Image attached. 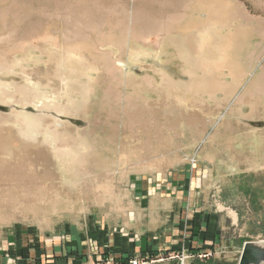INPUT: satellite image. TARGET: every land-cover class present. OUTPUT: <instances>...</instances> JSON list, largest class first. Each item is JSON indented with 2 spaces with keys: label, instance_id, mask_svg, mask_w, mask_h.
Listing matches in <instances>:
<instances>
[{
  "label": "rangeland",
  "instance_id": "374dc122",
  "mask_svg": "<svg viewBox=\"0 0 264 264\" xmlns=\"http://www.w3.org/2000/svg\"><path fill=\"white\" fill-rule=\"evenodd\" d=\"M135 11L149 20L183 13L174 27L190 36L209 15L221 22L224 13L225 22L214 27L228 38L224 40L229 43L223 48L224 57L236 63L253 59L248 78L264 65V0H0V38L12 33L9 36L17 40L15 44H33V36L46 30L63 45L73 31H83L86 26L89 30L97 19L95 28L103 19L113 23ZM77 16L82 18L79 28L73 21ZM31 23H36L33 29ZM139 25L135 24L137 30ZM95 28L89 30L93 38L72 37L69 43L91 49L90 41L98 43ZM153 37L141 40L152 42ZM108 40L107 47H117L120 41L134 50L124 63L138 79L153 70L158 81L162 71L174 79L176 71L171 75L167 68L184 75L180 55L171 47L155 49L133 38L128 30L116 29ZM0 45L10 49L12 57L23 52L6 47L7 42ZM43 67V61L26 67L31 81L47 94L40 106L24 102L15 91L16 84L23 81L21 73H4L8 79L2 81L15 88L5 90L14 93L13 97L0 94V264H237L245 241H264L262 104L250 113V103H244L237 114L231 110L238 106L236 94L216 104L210 99L205 106L196 103L188 113L163 114L152 95L147 105H119L113 102L115 92L111 89V105L102 106L101 91L95 89L86 90L82 97L74 91L81 105L77 111L65 113L52 105L70 92L54 87ZM221 69L226 71V67ZM95 75L99 77L98 71ZM246 79L240 82L238 93L247 88ZM103 81L99 77L97 86ZM108 81L111 87L117 85ZM24 115L43 123L55 120L77 132L90 122L98 149L108 150L104 157L96 150V161L87 169L102 174L105 159L108 166H119L117 178L108 172L91 184L86 181L79 191L67 192L60 182L80 180V176L57 172L54 153L22 133ZM254 131L261 136L257 156L251 141L244 137ZM91 147L94 149V144ZM260 155L262 159L254 164ZM209 159L219 164L215 172H208L205 166ZM153 224L158 226L156 230Z\"/></svg>",
  "mask_w": 264,
  "mask_h": 264
},
{
  "label": "bare ground",
  "instance_id": "6f19581e",
  "mask_svg": "<svg viewBox=\"0 0 264 264\" xmlns=\"http://www.w3.org/2000/svg\"><path fill=\"white\" fill-rule=\"evenodd\" d=\"M67 7L68 6H66V8ZM133 13H135L133 14V16L131 15L126 19L117 17L113 23L109 22V18V20L103 19L101 25L97 26L98 28H95L96 26H94L98 19L97 21L94 20L96 21L94 25L91 22L89 25L91 26L90 29L95 28L94 35L98 42L95 43L89 40L91 42V49H89L90 47L86 48L83 45L77 46L76 43H69V41L73 40L71 39L72 37L79 40H87L93 38V35H91L92 31H89L90 29L87 30L88 26H86L84 29L82 28L83 31L75 29L76 31H73V36L65 38L66 43H64L63 45L59 44L56 38L54 36H51L50 32H47L46 30L33 36V44L23 42L15 44L17 40L9 36L12 33L6 34L8 36L6 38L4 37L3 39L0 38V43L7 42L9 46L6 47L21 49L23 52L19 50V52H21V55H19L20 57H12L13 52L10 49H5L4 46L0 45V94L2 93L8 97H13L14 93H9L5 90L10 88V86H13L14 84L4 83L2 81L8 79L6 75H11L19 72L21 73V79L23 81L19 84L15 83V87L17 89H20H15V91H19V94H21V96L23 97L24 102L32 101L35 104L38 103V106L44 104V97H47V94L43 92V89L38 86V84L31 81V78L29 77L30 74H28L30 70L26 68L29 63L37 64L38 62L43 61V63H45L43 71H46L48 75H51L53 86L60 88V90H66L70 92V94L67 93L66 97H63L64 99L59 104L54 103L52 105L54 107H57L58 110L62 112L71 113L73 110L77 111V107L81 105L80 102L74 98V91H76L77 94H80V96L82 97L86 90H88L89 92L95 89L100 90V105L103 106L111 105V95L109 92L111 89H113V91L115 92V99L113 102H115V104L119 103V105L127 104V106H131L133 103L138 102L143 106L144 104L147 105L148 102H150V97L152 95L153 97L157 98L158 107L161 108L158 109L160 113H182V107L180 106V104L183 98L179 99V97L177 96V98L174 99L172 92L174 89L180 90L181 88L182 90L183 87L189 86L188 83L179 81L173 82L171 80V77L163 71L161 73L159 72L160 74L158 75H161L159 76V78L161 77V80L158 81L157 77L153 75V73H156L155 70H153L154 72L152 74L145 73L143 78L141 77L138 79L136 76H134V73H132L133 70L127 69L128 64L126 65L124 63L125 61L126 63H128V56L131 54V51L134 50L130 51V45L127 46L120 41L117 47H107L109 41L108 39L110 37H113L114 30L116 29H119L120 31H130V33H132L133 35V38H135L136 40L145 39L148 35H154L155 40H153L152 42L148 40H141L143 41L142 43L149 44L155 49L171 47L173 51H175L174 54H179V57H181V60L183 62L191 61L197 64L207 63L208 67L203 68L204 73L209 72L211 75L213 73L212 64L214 63L215 57L219 54V52L216 51L223 50V48L225 49V46L227 44L224 43V41L215 40V37H221L220 34H216V30L214 29L215 23H220L213 21V15L212 19L209 15V18L208 20L206 19L205 23L201 22L200 20L202 24L200 26H197L194 32L192 31L190 36L189 34H185L181 30L176 31L174 27V24L180 20V15L183 13L169 15L161 20H157L158 18H154L153 20V18L151 17L149 20L146 15H136V11ZM39 16L41 17V15ZM82 16H84V14ZM47 17L49 16L47 15ZM80 17L81 16L73 18V21L76 20V28H79L80 26L78 25L80 24V22H82V18ZM105 17L106 16L104 15L103 18ZM107 17H109V14L107 15ZM55 18H57V16ZM125 21L128 23H126ZM62 22L64 23V19ZM138 23L140 24V29L138 28L137 30L135 24ZM31 24L32 25H30V27L32 26L33 29V26L36 23ZM32 29L27 28V30L29 31ZM203 30L209 31L206 33ZM79 32L81 33L79 34ZM22 38L23 37H20V39ZM117 38L119 39L120 37ZM224 39L227 40V38ZM204 43H206V46L208 44V46L206 47ZM103 47H105V49H102ZM43 56H46L47 59L43 60ZM95 67L97 68V70ZM97 71L99 77L104 79V81L98 86L97 81L99 77H97V75L94 76V73H97ZM33 72H35V69ZM4 73L6 75H4ZM209 76H207L208 79H210ZM111 79L116 81L117 85L115 87L110 86L108 80ZM199 81L200 80L195 79L193 85L196 86L197 82L199 85ZM127 87H130L132 91L126 90L128 89ZM123 88L125 90L121 91L123 90ZM142 98H146L147 100H143ZM195 102L199 103L198 100ZM203 102L204 101H201V103ZM97 112L98 110L94 111V113ZM23 121L24 125L22 127V133L24 134V136L27 139L33 140L36 144H43L44 146L42 149H44L45 151H51V153H54V155L56 156V160L53 162L54 168H56L57 172L58 170L59 172H62L60 175H63V172H66L69 175L72 174L74 176H80V178H78L80 180L75 181L74 179V181H64L63 183L60 182V186H63L66 190H68L67 192H72L74 190L79 191L84 188L86 181L88 184H91V181H96L98 178H103L104 175H106V173L108 172H110L117 178V174H119L120 172L119 166H108L107 164H105L107 160H105L104 158V161L102 160V174H93L87 169V166L90 163L96 161L94 157L96 156L95 154H97L96 150L99 152L98 155L101 157L106 156L108 150L103 149L102 151V149H98L97 142L95 141V129L91 126L92 124H89L90 122L84 129L77 132L76 128L70 127L69 125L61 124L60 122L55 120L51 123H43L42 121H39V119L31 115H24ZM93 124H95V122ZM33 133L37 134V136L33 135ZM90 144H94V149H92ZM120 151H122V148L120 149ZM58 156H60V158H57ZM0 164L3 165L1 161ZM208 164L209 165H207V170L209 172L218 168V164L215 163L212 159H210V163Z\"/></svg>",
  "mask_w": 264,
  "mask_h": 264
},
{
  "label": "crops",
  "instance_id": "0c3cea01",
  "mask_svg": "<svg viewBox=\"0 0 264 264\" xmlns=\"http://www.w3.org/2000/svg\"><path fill=\"white\" fill-rule=\"evenodd\" d=\"M235 12H236V10H234V12H232V13H235ZM244 13H247V12L244 10ZM220 18H221V22H218V23H220L218 25L223 24V21L225 22L224 13L221 14ZM243 18H241V19H243ZM216 24L217 23H215V26H216ZM243 32L246 33V32H250V31H249V29H244ZM216 34H220V33L216 30ZM215 40L224 41L225 39L221 35L220 38L215 37ZM228 44H226V46ZM222 51H225V50H217L216 51V52H219V54L215 57L214 63L212 64L213 73L211 75L209 72H205L206 74L204 73L203 68L208 67L207 63H203V64L198 63L197 64V63H194L191 61L183 62L181 60V57H180V60L183 63L181 70H182V73L184 75L179 74L178 70L167 68L168 71L170 72V74H171V72L176 71L177 76L171 74L174 77V79L171 78V80L173 82L179 81V82H183V83H188V85H189V86L183 87L182 90H181V88H180V90L174 89L172 92L174 99L177 98V96L179 97V99L183 98V100L180 104V106L182 107V113L191 112V110H189V108L192 105L195 106V104H196L195 101H197V100L199 102V103H197V105L205 106V105H207L209 99H210L209 101H212L216 104V103H220L221 101L227 100V98L235 97L236 94H238V95H236V99H235L236 103H238V106L232 107L231 110L233 112L236 111L237 114H240L239 108L242 107V105H244V103H250L249 104V106L251 108L250 113H255L254 109L256 108V106H259L260 104H262V106L264 107V65H262V67H260V70L256 73V75L254 77L248 78L247 76H249V73L251 72V69H252L253 59L249 58V59H247V61L246 60L241 61V62L237 61L238 63L232 62V61L228 62L226 57H224V53ZM174 64H176V63H174ZM241 65L245 66L246 69H244L242 71L243 67H241ZM224 67H226L225 72L221 69ZM163 68L166 69V67H164V66H163ZM176 69H177V66H176ZM163 72H165V71H163ZM207 76H209L210 79H208ZM244 78H247L245 81L249 84H247V88L245 90H241V92L238 93L237 92L238 86L241 85L240 82H243ZM175 79H182V80H175ZM195 79L200 80L199 85H198V82L196 83V86L193 85V82ZM201 101H204V102L201 103ZM187 103H190L191 105H188ZM174 105H176V104H174ZM245 117L248 118V117H252V116L247 115ZM230 122H228V123H230ZM244 137L251 141V146L254 148V151H255V152H253V154L254 155L256 154V156H257V154H258L257 152H260L261 140L259 141V139L261 136H259L254 131L252 133L249 132L247 134H244ZM236 151L237 150L235 148V152ZM261 159H262V155H260V157L256 159L254 164L259 162ZM208 163H210V159L206 162V164H205L206 167H207ZM218 166H219V164H218ZM215 171H216V169L211 171V172H215ZM162 208H164L163 210H165L167 212L166 203H164ZM150 215L151 216L153 215V217H154V214H150ZM156 225H158V224H156ZM157 227L158 226H155V224H153L152 228H153V230L154 229L156 230ZM152 228L150 227L151 230H152ZM158 230H160V228Z\"/></svg>",
  "mask_w": 264,
  "mask_h": 264
},
{
  "label": "water",
  "instance_id": "95a60500",
  "mask_svg": "<svg viewBox=\"0 0 264 264\" xmlns=\"http://www.w3.org/2000/svg\"><path fill=\"white\" fill-rule=\"evenodd\" d=\"M237 264H264V241H245Z\"/></svg>",
  "mask_w": 264,
  "mask_h": 264
}]
</instances>
